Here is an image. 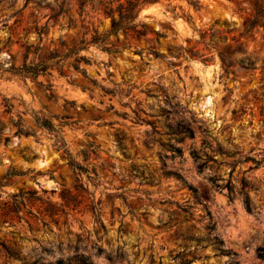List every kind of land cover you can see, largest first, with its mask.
<instances>
[{"label":"rangeland","instance_id":"1","mask_svg":"<svg viewBox=\"0 0 264 264\" xmlns=\"http://www.w3.org/2000/svg\"><path fill=\"white\" fill-rule=\"evenodd\" d=\"M104 1L0 0V264H264L254 0L149 4L80 70L10 71L106 32Z\"/></svg>","mask_w":264,"mask_h":264},{"label":"trees","instance_id":"2","mask_svg":"<svg viewBox=\"0 0 264 264\" xmlns=\"http://www.w3.org/2000/svg\"><path fill=\"white\" fill-rule=\"evenodd\" d=\"M163 1L172 2L173 0H106L103 3V9L106 16L111 19V26L106 32H99L98 29H93V34L90 39H86L83 37L77 44L68 46L66 43H62L63 47L66 48L65 52L59 51L55 49L51 51L49 54L42 56L39 61L29 60V55L31 52V45H27L25 48L23 63L20 66L12 65L10 71L14 75H19L21 77H30L37 78L40 74L46 73L49 69L56 67L60 71H62V66L64 62L68 58H74V67L78 70L81 69L80 63L82 61L89 62V58L85 55H80V51L88 48L90 45H99L104 50L111 52L112 48L108 45L110 42L108 41V37L111 34L118 35L119 32H133L136 36L141 37L146 35L148 30V25L145 21L140 19V13L144 6L159 3ZM191 5L196 8L201 7V0H186ZM254 10L255 15L253 19L247 24L246 29L250 30L255 26L264 27V5L261 3V0H254ZM160 37L161 34L158 33ZM39 48H35L34 53H38ZM43 126L52 127V123L45 119L41 123ZM25 134H29L30 131L26 130ZM69 164L75 168L79 167V164L76 163L69 157ZM21 174V171H17L15 169H11L5 178L12 177L15 175ZM250 208V207H249ZM8 250V247L4 245ZM261 256H264V247L260 248ZM10 253V252H9ZM12 254V252H11ZM78 259V262H82L84 264H94L91 260H81L78 256H75ZM70 257L59 258L57 260V264H72L70 262ZM44 264V263H42ZM54 264V263H48Z\"/></svg>","mask_w":264,"mask_h":264},{"label":"bare ground","instance_id":"3","mask_svg":"<svg viewBox=\"0 0 264 264\" xmlns=\"http://www.w3.org/2000/svg\"><path fill=\"white\" fill-rule=\"evenodd\" d=\"M147 10V9H146Z\"/></svg>","mask_w":264,"mask_h":264}]
</instances>
